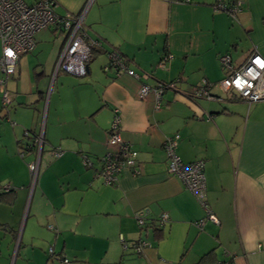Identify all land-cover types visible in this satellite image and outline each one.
Listing matches in <instances>:
<instances>
[{"label":"crops","instance_id":"obj_1","mask_svg":"<svg viewBox=\"0 0 264 264\" xmlns=\"http://www.w3.org/2000/svg\"><path fill=\"white\" fill-rule=\"evenodd\" d=\"M54 1L60 15L84 14L86 41L99 45L86 76L57 72L67 32L44 29L7 82L6 109L0 86V264H264V101L219 85L229 74L222 56L234 68L254 52L264 58V0H222L241 3L236 20L219 0ZM113 49L147 77L106 72ZM204 81L220 100L190 98ZM172 82L159 109L155 94L139 96ZM117 116L140 174L125 170L108 186L98 172L116 152ZM175 135L185 164L205 163L206 207L169 173L164 142ZM140 240L151 247L137 254Z\"/></svg>","mask_w":264,"mask_h":264},{"label":"built area","instance_id":"obj_2","mask_svg":"<svg viewBox=\"0 0 264 264\" xmlns=\"http://www.w3.org/2000/svg\"><path fill=\"white\" fill-rule=\"evenodd\" d=\"M189 2V0H185ZM216 10L226 12L234 20L241 12V3L235 2L227 5L222 0L215 6ZM62 27L67 32V40L62 49L57 62L56 71H63L77 77H84L88 72V64L93 58V49L99 42L86 41L84 26V14L60 15L55 11L54 0H0V43L2 53L0 56V66L3 78L0 86L4 89L3 103L5 108L10 104V95L7 91V82L14 77L20 56L30 53L36 45L35 35L51 27ZM108 65L106 72H114L115 76L126 73L137 80L147 77L143 73L131 70L127 67V61L121 56L118 50L113 49L108 54ZM166 59H164V62ZM221 65L228 69V76L220 83L226 92H233L242 100L248 103L264 101V58L257 52L252 53L246 62L239 68L232 66L229 55L220 58ZM213 85L203 82L196 87L189 95L190 98H206L209 100H219L210 91ZM177 82L159 83L154 87L148 85L140 89L141 99L147 98L151 93L156 96L157 109L161 106V101L165 90H175ZM120 118L117 116L114 121L112 132L108 135V143L116 149V152L107 154L101 160V170L98 177L104 180L108 186L118 182L119 175L125 170L133 171L134 175H139L138 152L132 145L124 141L118 132ZM180 136L175 135L166 138L164 151L168 160L169 173L179 177L188 190L197 196L202 205L204 203V192L206 188L205 163L197 161L185 164L177 155L176 149ZM39 153L42 150V138L38 141ZM53 156L59 158L61 152L55 151ZM33 184L39 176L40 157L28 165ZM9 188H5L8 191ZM206 207V205H205ZM209 214V213H208ZM140 226L145 225L144 216L138 217ZM208 219L215 224H219L218 219L209 214ZM168 215L163 214L160 218V225L167 223ZM202 225V224H201ZM151 244L145 240H140L133 245L137 254H142ZM127 248V245H125ZM53 254V250L50 252ZM62 264H69V260H63Z\"/></svg>","mask_w":264,"mask_h":264},{"label":"trees","instance_id":"obj_3","mask_svg":"<svg viewBox=\"0 0 264 264\" xmlns=\"http://www.w3.org/2000/svg\"><path fill=\"white\" fill-rule=\"evenodd\" d=\"M223 67V66H222ZM224 68V67H223ZM210 93H211V91H210ZM213 95V94H212ZM214 96V95H213ZM234 96H236L237 98H239L237 95H234ZM215 97V96H214ZM216 98H218V97H216ZM219 100H220V98H218ZM6 109V108H5ZM7 116H5V115H3L2 116V118H6ZM22 149H24L23 147H22ZM25 150V149H24ZM23 154H25L24 152H23ZM155 231H157V232H159L160 231V228H155ZM159 238V237H158ZM204 261H206V259L204 258L203 260H202V262H204Z\"/></svg>","mask_w":264,"mask_h":264},{"label":"rangeland","instance_id":"obj_4","mask_svg":"<svg viewBox=\"0 0 264 264\" xmlns=\"http://www.w3.org/2000/svg\"><path fill=\"white\" fill-rule=\"evenodd\" d=\"M27 2H31L32 0H26ZM220 85V84H219Z\"/></svg>","mask_w":264,"mask_h":264}]
</instances>
